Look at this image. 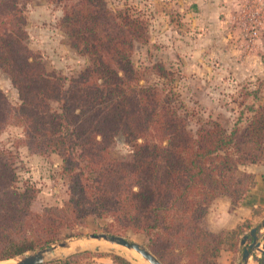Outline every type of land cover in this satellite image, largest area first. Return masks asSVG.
Wrapping results in <instances>:
<instances>
[{
	"label": "trees",
	"instance_id": "16d2710c",
	"mask_svg": "<svg viewBox=\"0 0 264 264\" xmlns=\"http://www.w3.org/2000/svg\"><path fill=\"white\" fill-rule=\"evenodd\" d=\"M18 1L0 0V70L20 100L12 107L0 88V132L20 126L32 154L59 160L66 196L61 206L33 211L38 192L19 185V155L0 149V263L80 236L90 218L108 220L102 229L112 235L144 234L163 264H217L224 249L235 253L249 224L213 232L202 222L215 199L227 197L236 209L256 186L241 168L264 165V104L248 106L250 118L231 131L219 121L190 129L175 103V74L162 62L135 67L145 22L107 0H42L64 3L58 27L89 61L71 78L49 73L29 46ZM119 135L134 147L132 161L113 157ZM86 256L95 254L58 263Z\"/></svg>",
	"mask_w": 264,
	"mask_h": 264
},
{
	"label": "rangeland",
	"instance_id": "374dc122",
	"mask_svg": "<svg viewBox=\"0 0 264 264\" xmlns=\"http://www.w3.org/2000/svg\"><path fill=\"white\" fill-rule=\"evenodd\" d=\"M107 1L110 8L128 10L132 16L145 22L147 43H136L133 53L135 67L144 69L162 62L175 74L172 88L179 94L175 103L179 114L188 119L190 129L197 130L211 121H219L231 131L239 120L245 123L250 118L248 106L264 104V0ZM18 2L22 10L20 24L29 35V46L40 56L49 73L71 78L88 65V59L71 48L68 38L58 27L64 3L47 5L42 0ZM0 88L10 105L18 107L19 95L2 70ZM22 137L20 126L11 124L5 127L0 132V149H11L19 155V185L29 183L37 189L32 210L41 212L44 208L61 206L66 187L58 177L59 160L51 162L32 154L22 143ZM134 150L122 135L111 146L113 157L126 162L133 160ZM246 172L241 169L242 174ZM256 211L264 217L263 212ZM107 222H95L90 218L80 236L61 241H69L71 246L75 241H91L87 240L88 236L103 233L102 226ZM244 223L249 224V228L246 227L238 236L237 251L224 249L217 264H228L229 257L234 264L239 255L240 262L243 249L251 243L250 231L261 226L264 219L258 224L253 221ZM121 236L149 250V241L144 234L129 231ZM244 237L247 241L241 245ZM228 242H233L231 234ZM71 246L69 251H66L68 248H57L48 255L44 264H59L58 261L85 251L95 256L81 258L78 264H118L112 259L113 255L134 264L115 252L99 248H76L73 251ZM36 251L10 261L17 264L24 256ZM225 252H228V258L222 255ZM100 253L107 256L99 258ZM261 259V253L255 252L249 264H260ZM10 261L1 263L12 264Z\"/></svg>",
	"mask_w": 264,
	"mask_h": 264
},
{
	"label": "crops",
	"instance_id": "0c3cea01",
	"mask_svg": "<svg viewBox=\"0 0 264 264\" xmlns=\"http://www.w3.org/2000/svg\"><path fill=\"white\" fill-rule=\"evenodd\" d=\"M241 169H245L247 172L253 173L256 176V186L236 209L231 210V202L227 197L215 199L203 219L202 224L205 229L213 232L231 230L246 221L251 223L253 221L254 224L257 222L258 224L264 219L256 211V209H259L264 214V165H250ZM222 255H226L227 258L229 257L228 252ZM239 257L240 255L234 264L239 263ZM230 258L228 264H232Z\"/></svg>",
	"mask_w": 264,
	"mask_h": 264
},
{
	"label": "water",
	"instance_id": "95a60500",
	"mask_svg": "<svg viewBox=\"0 0 264 264\" xmlns=\"http://www.w3.org/2000/svg\"><path fill=\"white\" fill-rule=\"evenodd\" d=\"M264 229V223L261 226L253 228L250 231L251 243L248 244L247 247L243 249L241 261L238 264H249L251 257L255 252H259L262 255V259L260 264H264V236L262 235V231ZM87 240H97L104 241L110 244H115L119 246H123L129 250H133L137 252L139 255L143 257V259L148 264H163L154 254H152L145 247L129 242L126 238L122 236L112 235L109 233H98V234H90ZM247 241V237H244L241 241V245H244ZM55 245L47 246L37 250L36 252L24 256L17 264H44L47 261V257L57 248H69L71 246V242L69 241H61L58 243H54Z\"/></svg>",
	"mask_w": 264,
	"mask_h": 264
},
{
	"label": "bare ground",
	"instance_id": "6f19581e",
	"mask_svg": "<svg viewBox=\"0 0 264 264\" xmlns=\"http://www.w3.org/2000/svg\"><path fill=\"white\" fill-rule=\"evenodd\" d=\"M76 248H99L104 249L106 251H111L118 253L134 264H148L141 255H139L137 252L133 250H129L123 246L110 244L104 241H97V240H91V241H75L72 246L71 250ZM64 249V248H63ZM70 248L66 249V251H69ZM84 250V249H83ZM74 251V250H73ZM62 252V251H60ZM57 255V254H56ZM14 260L10 261L9 263H12ZM1 264H7V263H1ZM13 264V263H12ZM16 264V263H15Z\"/></svg>",
	"mask_w": 264,
	"mask_h": 264
}]
</instances>
